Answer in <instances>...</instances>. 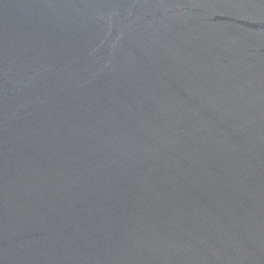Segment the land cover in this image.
<instances>
[{
  "label": "water",
  "instance_id": "water-1",
  "mask_svg": "<svg viewBox=\"0 0 264 264\" xmlns=\"http://www.w3.org/2000/svg\"><path fill=\"white\" fill-rule=\"evenodd\" d=\"M0 264H264V0H0Z\"/></svg>",
  "mask_w": 264,
  "mask_h": 264
}]
</instances>
